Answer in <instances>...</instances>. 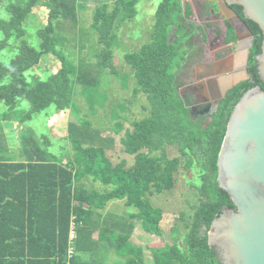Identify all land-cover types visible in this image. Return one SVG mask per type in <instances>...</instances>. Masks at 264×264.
Masks as SVG:
<instances>
[{"label":"trees","instance_id":"1","mask_svg":"<svg viewBox=\"0 0 264 264\" xmlns=\"http://www.w3.org/2000/svg\"><path fill=\"white\" fill-rule=\"evenodd\" d=\"M136 2L114 0L111 6L103 2L95 7L91 34L83 36L78 0H0L2 20L12 21L10 30H4L0 38V55L7 50L0 56V102L12 110L22 100L28 101L33 113H43L46 118L66 111L73 116L64 138L71 149L65 161L43 146L47 142L42 145L32 136L23 139L26 162L0 157V264H100L96 256L101 249L124 259L114 264H221L208 245L207 233L222 209L235 207L217 184V156L235 104L255 86L264 90L255 61L262 34L256 23L243 17L240 6L231 5L253 34L247 69L250 79L226 94L205 127L201 119L189 116V100L178 92L180 73L193 58L188 57L193 48L186 45L190 28L179 23L191 11L181 6V0H162L150 41L123 55L134 78L132 96H145L148 115L132 121L131 129L119 137L121 151L133 157V162L121 159L113 163L108 151L116 148L115 136L122 123L115 122L111 130L93 127L79 115L75 97H83L85 116L93 115L106 98L98 89L101 74L118 75L121 86L127 87L128 76L117 73L113 50L118 47V29L135 16ZM39 7L48 13L46 24L35 28L39 43L34 47L25 38L26 24L33 9ZM231 34L229 29L227 41ZM93 35L96 40L89 49L95 62L79 56L77 62L71 60L64 51L66 45L76 42L80 53L82 37L91 41ZM179 44L188 49L183 47L185 51L180 52ZM48 56L59 62L57 74L46 66L41 68ZM111 116L120 117L113 109ZM29 118L27 114L25 119ZM170 150L177 154L169 157ZM195 164L197 181L190 185L196 189L197 201L177 219L184 231L175 223L170 240L150 247L151 259L145 262L141 248L129 242L134 228L162 237L163 209L154 206L151 198L172 191L179 172ZM113 200L134 211L97 218ZM70 230L74 231L71 241ZM128 243L130 248H125Z\"/></svg>","mask_w":264,"mask_h":264},{"label":"rangeland","instance_id":"2","mask_svg":"<svg viewBox=\"0 0 264 264\" xmlns=\"http://www.w3.org/2000/svg\"><path fill=\"white\" fill-rule=\"evenodd\" d=\"M161 1L162 0H137L135 4V16L124 22L118 29V47H115L113 50V62L118 74H127V87L123 88L121 86L118 75L109 73L101 74L98 82V89L103 92L106 98L104 105L102 107H96L97 110L93 115L85 116L87 108L84 104L83 97L80 95L75 97L76 104L80 107L79 115L88 119L92 123L93 127L103 130H111L115 122L118 121L122 123L123 128L120 134L115 136L116 148L113 151H108L113 163H117L121 159H125L129 164L133 162V157L124 154L121 151L119 137L123 135L126 129H131L132 121L141 120L148 115V105L145 96L138 95L135 98L132 96L134 78L130 67L124 63L123 55L125 53L138 51L143 44L150 41V33L155 21V13ZM78 2L82 6V8L78 11V14L81 34L84 36L86 33H90L89 26L92 22V13L94 8L99 7L103 2L108 6H111L114 0H78ZM194 2L195 0H181V6H185V9L189 6L192 8V11L195 12ZM47 13L48 11L45 7L33 9L31 18L26 24L27 34L25 38L29 41V44L34 47H37L39 43L35 28L37 29L38 27L46 24ZM189 21L190 18H182V21H180L179 24L181 27L182 23L187 25L189 24L190 29H193L195 26L193 23H189ZM11 22V20H2L0 15V23H2L0 28V38L4 37V30H10L12 25ZM82 38L84 40V48L80 51V53H78L77 43L74 41L67 44L64 51L68 54V57L71 60L76 62L78 56L80 58H86V60L90 62H95V58L91 56L92 50L89 49V46L96 40L95 35L92 36L91 41H88L85 37ZM186 38V42H188V44H185L193 48V52L189 53L188 51V57L193 58L188 60L189 66H185V70L182 72V74L186 76H184V78H179L178 87L180 84H186L190 81V74L193 66L191 61H198V52L203 53L205 51L204 49L202 50V45L201 47H197V43L194 42V39H192L189 34H187ZM185 44L183 47L188 49V46ZM183 47L179 44L180 52L185 51ZM6 51L7 50L3 49L0 56L3 57L6 55ZM45 66L47 67V70L53 74H57L60 69L59 62L54 57L50 56L46 57V60L41 62V68L43 69ZM31 71L37 74V70L33 69ZM77 89H79L78 86ZM122 105L125 109L121 108ZM112 109L119 114V118H113L111 116ZM27 114H30L31 118L25 119ZM72 119L73 116L68 111L53 114L48 118H46L43 113H33L30 103L24 100H22L19 105L12 110L7 109V107L0 102V138L5 136L7 144L10 145L8 147V151L0 154V157L5 155L13 160L23 158L21 157L23 139L32 136L42 145L43 141L47 142L44 143L43 146L50 150V152L53 153L52 155L56 158L63 159V161H65L66 154L68 152L71 153V149L69 143L65 141L64 138L66 137L67 123ZM207 125L208 121L207 123L205 122L204 126L206 127ZM42 135L44 136L43 139L41 137ZM176 154L177 153L173 150L168 151L169 157ZM197 172L196 164L192 165L191 168L185 172H179L176 186L172 191L165 192L151 198L154 206H159L163 209V217L160 222L162 237L147 235L143 233L140 228L136 227L132 232V241L131 239L129 240L132 246L134 245L139 249L141 248L143 251V260L145 262H148L151 259V252L149 250L150 247L160 245L161 243L170 240L169 232L175 223L178 224L180 232L184 231L181 223L177 219L180 212L190 211V205L197 201V197L195 196L196 189L190 185L196 183ZM97 188H99L98 185ZM133 211L134 210L132 208H126L121 202L113 200L106 205L103 211L98 213L97 218H103L104 220L106 214H109L111 218H114L112 215L121 216L125 215L126 212L132 213ZM114 231L117 232V230ZM96 236L97 234L95 233L94 238H96ZM124 246L125 248H130L129 243ZM97 255L98 256L96 257L101 264H114V262L124 260L111 251L104 254L102 249L97 253Z\"/></svg>","mask_w":264,"mask_h":264},{"label":"water","instance_id":"3","mask_svg":"<svg viewBox=\"0 0 264 264\" xmlns=\"http://www.w3.org/2000/svg\"><path fill=\"white\" fill-rule=\"evenodd\" d=\"M214 2L220 12L237 18L245 28L230 5L240 6L243 17L258 25L262 40L255 61L259 79L264 83V0ZM252 43L242 45L235 55L221 61L227 73H209L207 79L192 85L205 98L214 94L209 106L218 105L233 87L247 80L245 68ZM233 62L237 66L229 70ZM209 114L208 111L199 116ZM216 165L217 184L227 192L235 209L224 208L212 220L208 245L216 251L221 264H264V90L259 86L247 90L233 107Z\"/></svg>","mask_w":264,"mask_h":264},{"label":"flooded vegetation","instance_id":"4","mask_svg":"<svg viewBox=\"0 0 264 264\" xmlns=\"http://www.w3.org/2000/svg\"><path fill=\"white\" fill-rule=\"evenodd\" d=\"M194 8L195 12L192 11L191 8V15L187 17V19L190 18L191 22L189 21V23H193L195 27L193 29H189L190 33L188 34L192 37V39H194V42L197 43V47H201L202 45L201 48L205 51L203 53L198 52V61H191L193 66L191 69L190 81L186 84H180L178 90L183 98H188L189 100L187 107L189 108V111L192 110L190 116L193 119H201L205 125V122L207 123V121H210L211 115L218 109L223 99L218 105L212 104L209 106L207 103H213L212 97L214 94H209L208 98H205L201 91L197 88H193L192 85L207 79L209 77V73L216 71L219 73H227L225 69L226 66H219L217 63H220V60H224L235 55L237 49L242 45H249L253 42V34H250L252 33L250 28L244 22L242 17L231 7V5L230 8L243 20L248 29L245 28L244 24L237 18L233 16L228 18L224 13L220 12L219 6L214 2V0H195ZM184 25L185 24L182 23V26ZM229 29H231L232 34L231 39L227 41L226 38L229 35ZM250 52L248 55V64L245 68V74L247 76L246 81L250 79L247 73ZM237 62L236 64L233 63L229 70L236 67ZM180 75V78H184V76H186L183 75L182 72ZM208 111L210 112L209 115H204L202 117L199 116L200 114L207 113Z\"/></svg>","mask_w":264,"mask_h":264},{"label":"crops","instance_id":"5","mask_svg":"<svg viewBox=\"0 0 264 264\" xmlns=\"http://www.w3.org/2000/svg\"><path fill=\"white\" fill-rule=\"evenodd\" d=\"M185 5H187V4H185ZM189 9H191L189 6H187ZM190 15H191V12H190ZM189 15V16H190ZM222 60H220L219 62L220 63H217L219 66H224L223 64H221L222 62H221ZM234 63V62H233ZM227 71V70H226ZM223 72H224V70H223ZM3 129H4V127H3ZM0 141H1V143H0V148H1V150H2V148H3V151L0 153V154H3L5 151L7 152L8 151V147L10 146V145H8L7 144V142H6V139H5V136L4 137H1L0 138ZM3 156H5V155H3ZM6 158H3V159H5V160H8L9 162H26L27 161V156H25V155H23L22 154V156L21 157H23V158H19V159H17V160H13V159H11L10 157H7V156H5ZM131 238H132V235H131ZM131 241H132V239H131ZM107 254V253H106ZM115 261V260H114ZM101 264V263H100Z\"/></svg>","mask_w":264,"mask_h":264},{"label":"built area","instance_id":"6","mask_svg":"<svg viewBox=\"0 0 264 264\" xmlns=\"http://www.w3.org/2000/svg\"><path fill=\"white\" fill-rule=\"evenodd\" d=\"M73 238H74V231L73 230H70V232H69V241H71ZM68 253L69 254L72 253V249L71 248H69Z\"/></svg>","mask_w":264,"mask_h":264}]
</instances>
